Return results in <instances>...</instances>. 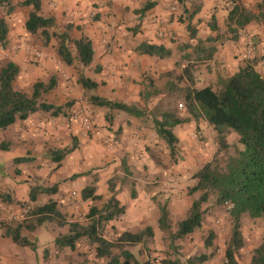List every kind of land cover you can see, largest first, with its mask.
I'll list each match as a JSON object with an SVG mask.
<instances>
[{
    "label": "crops",
    "instance_id": "crops-1",
    "mask_svg": "<svg viewBox=\"0 0 264 264\" xmlns=\"http://www.w3.org/2000/svg\"><path fill=\"white\" fill-rule=\"evenodd\" d=\"M53 2L54 0H42L41 14L55 18L56 26L53 31H65L69 27L73 38H90L94 60L89 67L82 66L88 72L81 71V75L98 83L96 91H107V94L100 95L104 98L111 96L112 100L136 105L142 110L147 101L148 104L155 105L154 100L160 98L154 96V92L166 89L170 82H176V76L184 75L182 57L185 53L182 52L181 45L191 40L189 25L197 29L198 39L211 37L217 40L214 43V59L198 65L194 71L195 86L207 72H212L214 77L228 78L249 60L256 61L257 70L264 76V16L261 15L264 0H241L242 7L260 16V20L242 29L238 40L228 39L231 35L227 26L230 14L227 0H56L55 5ZM22 3L23 1L20 5L29 9ZM148 4L152 5L146 9ZM14 28V23L12 25L10 22L8 43L11 49L6 50H11L7 61L20 68V74L14 83L15 89L30 93L36 83H48L52 78H57L56 87L45 95V100L59 106L71 103V107H67V112L59 116L39 111L0 131V194L8 196L5 200L0 198V213L18 214L28 204L50 201H56L62 212L70 217L75 213L80 214V210L88 212L98 202L83 199L82 193L88 187H84V183L74 188L72 183L85 177H96L93 183L97 189L96 194L106 202L112 196L109 181L115 173L155 168L157 165H153V153L158 154V143H162V149L171 155L168 145L157 133L154 135L148 130L151 139L146 137L147 131L141 126V119L124 115L123 111L117 110L112 115L106 108L88 102L85 104L82 97L91 91L81 85L79 78L73 76L72 79L69 66L57 54V42H52L48 48L38 47L41 57L30 58L33 62L29 61V40L33 38L14 36ZM22 30L26 32L25 24ZM247 39L255 46L250 58L246 56ZM146 41L164 45L172 51L171 57L151 62L153 57L137 52V48ZM192 43L196 44L197 40H192ZM2 60L4 59L0 57V62ZM159 80L164 83L161 88L158 86ZM73 84L77 85L76 88ZM148 91L152 95L147 96ZM165 97L164 94L162 100ZM83 107L95 122L94 130L87 137L83 135L81 119L74 118V113ZM189 125L194 130L200 127L205 136L209 135L211 142L215 140L216 131L206 121H193ZM182 126L184 125L178 126L180 136L175 135L179 142L186 143L185 130L190 128ZM3 143L6 150L1 148ZM75 145L77 148L60 165L53 162L52 151ZM192 146L193 149L196 148L193 152L199 158L200 154L204 155L201 149L204 146ZM162 156L171 158L172 155L163 153L160 157ZM19 158H24L25 161L17 163ZM201 163L203 161L199 160L189 168L188 163L174 167L183 178H193L197 167H203ZM67 165L73 169H68ZM62 170L66 172L60 176ZM161 171L166 173L169 170L161 168ZM67 183L69 189L63 193L62 184ZM35 187H56L57 191L54 194H41L36 202H32L31 193ZM115 188L121 205L126 206L125 216H133L135 221L140 220L141 223L146 222L147 226L153 227L156 235L155 224L150 222L148 216L149 208L155 209L156 223L159 225V209L148 200L144 201L146 206H140L134 200L133 191L131 195L129 189L121 188V184ZM149 223L152 225H148ZM24 230L23 235L33 241L36 248V241L29 237L36 233H25ZM44 237L46 233L42 238ZM40 244L45 246L43 241ZM53 247H57L55 242ZM35 248L19 246L7 236L6 228H1L0 264H44L45 259L38 260L33 251ZM218 257L220 258L217 256L205 264H221ZM238 263L241 264L240 261Z\"/></svg>",
    "mask_w": 264,
    "mask_h": 264
},
{
    "label": "trees",
    "instance_id": "trees-1",
    "mask_svg": "<svg viewBox=\"0 0 264 264\" xmlns=\"http://www.w3.org/2000/svg\"><path fill=\"white\" fill-rule=\"evenodd\" d=\"M9 14L14 11L10 3ZM5 0H0V7L5 5ZM24 6L31 7L26 30L31 35L43 34L46 37V45L52 38L57 40V54L61 61L68 66L80 63L83 67H89L94 60V50L90 38L82 36L75 39L70 28L64 32H50L56 26L54 17H44L42 12V0H23ZM152 4H148L149 9ZM264 16V11L261 14ZM260 16L248 12L242 4L230 8L228 39L238 40L240 31L250 23L260 20ZM214 29L216 27H213ZM190 41L181 45L184 52V75L176 76V82L167 85L164 92L157 90L154 96L164 95L165 100L161 104L168 106L162 117L153 119L154 128L159 137L170 146L171 155L176 156V145L179 142L174 129L180 125L193 121H206L217 132L219 144L218 152L214 158L204 164L193 175L196 181L189 189V195L200 194L194 199L187 216L180 220L176 230H173L169 220V210L166 205H160L159 228L167 234L170 245L173 247L177 241L185 240L197 229L203 226L208 209L204 205L214 200L215 206L228 207L232 219L231 236L227 243L225 256L227 264H239L238 253L245 247L243 234V218L264 220V76L257 70V63L249 60L234 75L228 78H220L218 86H195L194 71L200 64L208 63L214 59L216 47L213 38L198 39L197 29L189 25ZM197 40V43H192ZM9 42V26L5 18L0 17V44L3 48ZM141 55L166 59L171 57L172 51L164 45L144 42L137 48ZM179 65V63L177 64ZM20 74L17 64L6 61L0 62V131L8 129L17 120H26L30 115L39 111L51 112L59 116L67 112L71 103L63 106L49 103L45 95L57 85V78H52L48 83L38 82L31 93L18 91L14 83ZM79 82L86 90H96L98 83L81 75ZM147 96L152 95L148 91ZM177 99V100H176ZM172 101H181L185 107V116L175 107H171ZM88 103L103 107L111 111H123L127 114L141 118L146 111L136 106L104 98L98 94L89 96ZM237 133L239 142L244 149L238 150L237 155L231 156L223 163L221 156L230 148L227 140L228 134ZM1 148L6 150L3 143ZM77 146L67 149H58L51 152L52 160L59 165L72 153ZM25 161L24 158L16 160L17 163ZM116 184L110 182L111 198L103 202V198L96 194L94 185L88 186L82 193L83 199H91L94 204L85 223L71 221L62 212L56 201L47 203L28 204L30 219L22 224H6V234L22 247L35 248V243L23 235V230L34 232L39 227L47 224H55L59 228L67 229V232L59 235L55 245L60 250L71 249L76 251L81 242L95 248V259L102 264H154L152 260H142L131 251V247L145 244L148 239L155 236L153 227L147 226L140 232L133 233L123 231L109 238V225L122 218L126 213V206L121 205L115 191ZM57 188L35 187L31 193V201L36 202L41 194H54ZM133 197L136 193L133 190ZM5 200L8 196L0 194ZM99 204V205H98ZM214 232L207 239V246L214 238ZM216 257V251L207 254H195L181 262V260H168L164 264H205ZM83 264H92L85 259ZM251 264H264V239L258 246L251 259Z\"/></svg>",
    "mask_w": 264,
    "mask_h": 264
},
{
    "label": "rangeland",
    "instance_id": "rangeland-1",
    "mask_svg": "<svg viewBox=\"0 0 264 264\" xmlns=\"http://www.w3.org/2000/svg\"><path fill=\"white\" fill-rule=\"evenodd\" d=\"M23 0H5L6 3H10L11 5L14 4V11L9 14V5L6 4L0 7V17L5 18L8 26L9 23L15 26V35L19 38H24L27 36L30 38H33L32 40H29L30 43V49L28 51L29 61L30 58H39L38 57V47L48 48L52 42H57L56 38H52L51 42L46 45V37H44L43 34L39 33L38 35H31L27 32H23L24 24H26L29 13L31 11V7L27 9L26 7H23L20 5V3ZM13 6V5H12ZM26 29V27H25ZM68 29V28H67ZM66 29V30H67ZM71 29V28H70ZM65 30V31H66ZM69 30V29H68ZM50 32H54L53 29H50ZM57 32H64L61 30H57ZM25 33L27 35H25ZM10 34V32H9ZM6 48L9 47V43L7 47L2 49V45L0 44V57L3 58L2 62H6L9 58V55L11 53L6 50ZM11 49V48H10ZM151 62L153 60L160 61L159 58L153 57V59H150ZM33 62V60H31ZM154 63V62H153ZM77 66L68 67V70L71 71L72 79L73 76L75 78L81 77V74L83 72H88L87 69L82 68V65L80 63H76ZM152 64V63H151ZM201 70V69H200ZM211 71V70H210ZM213 76L212 72L207 74L205 73L203 76H201L200 82H197L196 87L201 89L206 86L212 85L217 87L220 77H211ZM153 77V76H149ZM69 81V79L67 80ZM75 81V80H74ZM160 81V80H159ZM158 81L159 88L164 86L163 81ZM78 83V80L76 81ZM77 86V85H76ZM76 86L73 84V87L76 88ZM79 86V85H78ZM150 89V88H149ZM165 88H162L161 91L164 92ZM31 93V92H30ZM107 91L98 92L96 90L91 91L90 93H85V95L82 97V101L87 104L89 96L92 94H99V95H105L107 94ZM166 95V94H165ZM162 97L163 95H159L158 98L155 99V105L147 104L143 110L146 111L145 116L139 118L141 119V126H143L147 133L146 137L148 139H151V135L149 132H152V134L155 135L156 130L154 128V122L153 119L155 117H162V114L165 110H167L168 106L162 103ZM108 99H113L111 96H108ZM166 98H163L165 100ZM177 100V99H176ZM81 101V100H80ZM153 101V102H154ZM180 101H172L171 107L177 108L184 116L186 114L185 107L181 109ZM83 104V105H85ZM136 106V105H132ZM137 107V106H136ZM110 114H114L113 111L109 112ZM122 114H127L126 112H122ZM153 117V118H152ZM137 118V117H136ZM197 123H200L197 122ZM186 125V126H185ZM182 127L190 128L189 124H185ZM149 130V132H148ZM215 132V130H213ZM175 134L177 136H180V127H177L175 129ZM185 134L187 137L185 138V142L187 143H181L178 142L176 145V156L173 158L169 153L165 152L162 149V143L157 144L156 150H158V154L153 153L154 158V164L157 165L155 168H152V170H149L148 167L142 169L141 171L135 170L134 172H124L122 174H116L111 178L112 182L118 186L121 184V188H126L130 190V194L132 195V191L134 190L136 193L135 202H138L140 206H146L144 204V201L148 200L152 203V206H156L159 209L160 214V205H166L169 210V220L171 223V226L173 230H176L177 224L180 220L184 219L188 211L194 201L200 194L196 195H189V189L194 186L196 183L191 176L183 178L180 173H177L175 171V165H184L188 163V168L190 165H195L196 161L202 160L203 163L206 164L209 161H211L215 154L218 152L219 144L217 140V132H216V138L213 139L212 142L209 140V135L205 136V134L202 132L200 127L197 130H194L193 128H190L189 130H185ZM159 136V135H158ZM239 135L237 133H230L228 134L227 140L230 143V148L222 154L221 159L223 163H226L227 159L231 156H235L238 153V150L244 149V146L239 142ZM162 142V140H161ZM211 143V144H210ZM201 145L204 146L201 149L203 150V154L199 155L195 154L193 152L196 148H192L194 146L192 145ZM210 144V146H209ZM161 145V146H160ZM160 146V147H159ZM187 146V147H186ZM169 150L170 146L168 145ZM166 154L169 157L163 158L160 157L162 154ZM169 154V155H168ZM141 160V159H139ZM67 168L72 170L73 167H70L67 165ZM161 168L166 169V173H163L161 171ZM199 166L195 170L194 174L196 173ZM66 171L62 170L60 172V176L64 174ZM122 172V171H120ZM193 174V175H194ZM96 177H85V179H81L77 181L76 183H72V188L78 187L82 183H84V187L92 186L94 183V179ZM165 178V179H164ZM193 180V184H192ZM109 181V185L110 182ZM63 189L61 190L63 193H66L68 191L69 183L62 184ZM28 208V207H27ZM205 209H208V214L205 217L203 226L200 229H197L195 233H193L191 236H189L185 240H180L175 243L173 247L170 245V240L167 237V234L163 232L160 228L158 223H156V217L157 213L154 210H151L149 208V216L148 219L151 223L155 224V228L157 230L156 235L152 239H148V241L145 244H141L138 246L131 247V251L134 252L136 255H138L142 260L150 259L153 261L154 264H164L163 262L168 260H181V262H185V260L195 254H210L214 251H216V257H218L221 264H227V259L225 256V250L227 247V243L231 236V229H232V219L229 213L228 207H220L214 205V200H211L209 203L204 205ZM26 208H24L25 210ZM24 210H21L23 212ZM89 210V209H88ZM88 212H84L80 210V214L75 213L72 217L69 215H66L67 218L71 221H79L82 223H85L87 220ZM29 216L20 221H14L11 224H22L24 222L29 221ZM142 221L133 219V216H123L122 218L112 222L108 227V237L113 238L116 236V233H121L123 231H133L134 233L140 232L143 229L146 228L147 223H141ZM134 224V225H133ZM6 225V224H5ZM152 225V224H148ZM243 234L245 237L246 245L245 247L238 253L237 255V261L241 262V264H251V259L253 256L254 250L260 246L264 239V220L257 219L254 220L250 218L248 215H245L243 218ZM25 233H36V237L33 235H29L31 239H34L36 241V245H38L33 251L37 255L38 260L41 258L45 259L44 264H83L85 259L89 260L92 264H102L101 262L97 261L95 259V248L92 246H88L86 242H81L78 246V249L76 251H72L71 249H63L60 250L57 247H53V243L55 242L56 238L67 232V229H61L55 224H47L43 227H39L38 231L35 230L34 232L28 231L27 229L24 230ZM214 232L215 236L212 239V242L210 245L207 246V239L210 237V233ZM46 233V237L42 238ZM25 235V234H24ZM41 241L44 242L45 246H41ZM39 242V244H37Z\"/></svg>",
    "mask_w": 264,
    "mask_h": 264
},
{
    "label": "built area",
    "instance_id": "built-area-1",
    "mask_svg": "<svg viewBox=\"0 0 264 264\" xmlns=\"http://www.w3.org/2000/svg\"><path fill=\"white\" fill-rule=\"evenodd\" d=\"M230 8L233 9L236 6L241 4V0H227ZM56 4V0H54L53 5ZM255 46L254 44L247 39L246 40V56L251 57L253 52H254ZM38 57H41V54H38ZM184 108L183 105H181V109ZM74 118H80L82 121V127H83V135L88 136L90 133L94 130L95 127V122L94 119L86 113V110L83 108L78 109L74 113ZM24 210V209H23ZM30 214V208H26L23 212L17 213H12V214H5V213H0V230L3 225L5 224H11L14 221H20L26 219Z\"/></svg>",
    "mask_w": 264,
    "mask_h": 264
}]
</instances>
